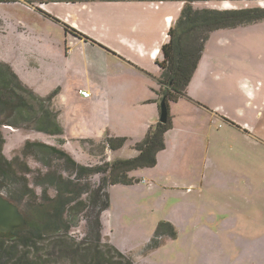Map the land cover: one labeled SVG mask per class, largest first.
Listing matches in <instances>:
<instances>
[{
	"label": "rangeland",
	"instance_id": "rangeland-1",
	"mask_svg": "<svg viewBox=\"0 0 264 264\" xmlns=\"http://www.w3.org/2000/svg\"><path fill=\"white\" fill-rule=\"evenodd\" d=\"M227 2L194 0L192 5L198 9L231 10ZM246 2L250 7H264V0ZM238 3L243 5L236 9L247 7L245 3ZM101 15H105L104 10ZM19 21L27 25V36L35 41L59 40L64 36L63 26L51 19L27 12L19 5L0 4V29L2 27L4 32L0 38V51L4 52L3 55L9 53L14 40L23 36L20 28L24 29V26H17ZM252 25V32H247L249 36L244 34L240 38L236 68L240 64L241 70L237 74L251 77L253 81H259L258 86H263L256 94L258 103L262 105L264 22ZM230 89L226 78L218 72L205 80V106L219 117L184 101L172 106L176 113L172 122L174 130L165 135L168 148L160 151L159 164L154 170L139 169L132 173L145 178L147 183L142 180L132 186L110 187V207L102 214L103 244H111L130 256L135 264H264V147L251 149L252 153L245 156L242 141L213 142L209 146L206 143L207 136L243 135L230 124L226 125L224 120L233 121L222 117L221 113L241 123H253V129L264 137V125L254 121L252 108L255 101H250L238 91L233 95L228 92ZM26 100L40 114L38 104L27 97ZM45 106L48 107L47 104ZM77 108L81 109L82 105L77 104ZM83 116V113L70 115L72 122L69 123L88 127L90 120L82 119ZM220 124L222 129H219ZM0 132L5 140L3 155L7 160H18L13 165L10 178H0V195L6 199L18 198L20 182L22 177L26 178L34 198H25L15 204L26 220L37 222L33 215L37 204L42 202L39 197L43 191L50 198L56 195V191L46 184L45 175L56 174L65 179L73 176L65 171L63 161L53 156H43L47 166L32 156H22L24 143L43 138V133L9 126L0 127ZM57 145L79 164L95 166L105 162L101 143L80 145L71 142L64 149L61 142ZM129 147H132L131 142H127L123 149L112 151L109 160L131 158L135 153ZM229 147H234L236 153L227 152ZM24 164L29 168L27 174H24ZM102 177V174H97L88 182L80 181L78 184L87 183L92 191L99 186ZM153 183L151 192L148 187ZM108 187H104L102 194L108 191ZM82 200L89 207L72 219L74 225L68 235L77 242L87 238L86 242L92 243V238L87 237V222L94 218L91 196L83 195ZM47 218L48 215L38 222H46ZM168 224L173 226L175 237L169 236ZM60 234L46 235L44 246L50 245ZM2 262L13 264L15 260L4 258Z\"/></svg>",
	"mask_w": 264,
	"mask_h": 264
},
{
	"label": "crops",
	"instance_id": "crops-1",
	"mask_svg": "<svg viewBox=\"0 0 264 264\" xmlns=\"http://www.w3.org/2000/svg\"><path fill=\"white\" fill-rule=\"evenodd\" d=\"M246 1L228 0V9H236L237 6H242V3L247 6L243 8H252ZM0 4L19 5L27 12L37 13L46 20L51 19L64 28L62 39L35 41L27 36V25L19 21L17 26H24V29L20 28L23 36L13 41L8 54L3 55L4 52L0 51V61L9 65L23 86L39 97L56 93L50 109L57 114V121L63 127L64 133L62 136H49L43 133V138H36L34 141L57 147L58 142H61L64 149L71 142L80 145L103 144L106 136L124 137L127 139L126 143L132 144L129 148L135 154L131 158L137 156V151L133 149L134 144L141 142L149 128L159 121L160 87L157 80L161 74L158 66V62L162 61L160 50L168 42V32L177 22L184 2L73 0L44 3L34 1L30 4L24 0H15ZM102 10L105 11L104 16L101 15ZM65 26H69L81 36L66 32ZM251 26L253 25L220 30L210 35L196 71L187 86V96L169 103L171 124L176 117L172 106L182 101L217 116L211 108H206L204 98L205 80L218 72L231 86L228 92L236 95L238 91L250 101H255L252 108L254 121L257 120L256 124L261 122L264 125V100L261 105L256 97L263 86H258L259 81H253L251 77L237 74L241 70L240 64L236 68L239 62L237 55L240 50L237 47L240 38L244 34L248 35V31L252 32ZM2 35L4 32L1 27L0 38ZM79 91L87 92L89 98L82 97ZM77 104H81L82 108L78 109ZM79 113H83L82 119L90 120L88 127L81 128L69 123L70 115L78 116ZM221 114L222 117L225 116L235 122L232 124L224 120L226 125L230 124L243 135L240 137L232 133L230 135L234 136L220 133L221 135L216 137L207 136L208 146L213 142L228 143L239 140L244 142L245 156L252 153L251 149L264 147V137L258 130L253 129V123H241L226 113ZM222 127L220 124L219 129ZM169 130H174V126L172 125ZM255 133L258 136L254 135ZM165 135L166 149L168 141ZM126 143L120 149H123ZM112 151L117 150L104 148L105 161H113L109 160L113 155ZM227 152L236 153V150L229 147ZM161 155L158 152L155 166L159 164ZM155 166L149 169L154 170ZM133 172L129 173V177L137 179L138 183L142 180L147 183L145 178L133 176ZM153 187L154 183L149 185L148 190L151 191Z\"/></svg>",
	"mask_w": 264,
	"mask_h": 264
},
{
	"label": "trees",
	"instance_id": "trees-1",
	"mask_svg": "<svg viewBox=\"0 0 264 264\" xmlns=\"http://www.w3.org/2000/svg\"><path fill=\"white\" fill-rule=\"evenodd\" d=\"M13 1L15 0H0V3ZM24 1L30 4L34 1L44 3L42 0ZM181 1L184 5L180 16L168 32L169 40L161 47L162 61L158 62L161 70L157 80L160 87L158 95L160 101L165 100L167 107L170 102H177L187 96V86L212 33L264 21V8L260 7L231 10L198 9L192 5L194 0ZM65 31L81 36L69 26H65ZM55 95V92L46 97L35 95L21 84L9 65L0 61V127L9 126L49 136H62L63 127L57 121V114L50 109ZM26 97L38 104L40 114L28 104ZM171 126L170 116L165 124L158 121L152 125L144 139L133 146L138 153L137 156L105 161L95 166L79 164L67 152L56 146L27 140L21 151L23 157L32 156L47 166L48 162L43 156H53L63 161L65 171L73 178L65 179L56 174L45 175L46 184L56 191V195L50 198L43 191L39 197L42 202L37 204L33 215L37 222L27 220L23 228L0 233V264L4 263L2 262L4 258L15 260L13 264H135L130 256L121 253L111 244L102 242V214L110 207L108 191L102 193L104 187L130 186L138 183L137 179L129 177V173L138 169L153 168L156 165L158 152L165 149L164 135ZM126 141L124 137L106 136L103 146L109 150H118ZM4 145L5 140L0 132V178L9 179L13 173V165L18 160L5 158ZM24 167V174H27L29 168L26 164ZM97 174H102L103 177L96 189L90 191L87 183L78 184L80 181L88 182L91 176ZM20 185L19 197L8 198L14 204L25 198H34L33 190L29 188L26 178L22 177ZM86 194L91 196L90 207L94 210L93 220L87 222V237L92 238V243L86 242L87 238L77 242L68 235L74 225L72 219H76L79 213L89 207L82 200V196ZM46 215H48L46 222H38ZM167 229L169 236H176L173 226L168 224ZM51 233L62 235L55 237L50 245L44 246L45 236Z\"/></svg>",
	"mask_w": 264,
	"mask_h": 264
},
{
	"label": "water",
	"instance_id": "water-1",
	"mask_svg": "<svg viewBox=\"0 0 264 264\" xmlns=\"http://www.w3.org/2000/svg\"><path fill=\"white\" fill-rule=\"evenodd\" d=\"M159 122L165 124L168 121L169 109L164 99L159 104ZM27 220L22 215L18 206L0 195V233L12 232L23 228Z\"/></svg>",
	"mask_w": 264,
	"mask_h": 264
},
{
	"label": "built area",
	"instance_id": "built-area-1",
	"mask_svg": "<svg viewBox=\"0 0 264 264\" xmlns=\"http://www.w3.org/2000/svg\"><path fill=\"white\" fill-rule=\"evenodd\" d=\"M79 94L84 98H89V94L85 91H79Z\"/></svg>",
	"mask_w": 264,
	"mask_h": 264
}]
</instances>
